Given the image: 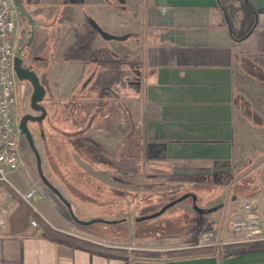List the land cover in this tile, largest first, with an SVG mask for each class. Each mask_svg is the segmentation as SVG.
<instances>
[{"label":"crops","instance_id":"crops-1","mask_svg":"<svg viewBox=\"0 0 264 264\" xmlns=\"http://www.w3.org/2000/svg\"><path fill=\"white\" fill-rule=\"evenodd\" d=\"M227 1L23 0L42 22L30 46L34 70L46 92L53 93L51 99L57 94L65 100L63 108H81H76L77 140L91 146L94 157L99 149L85 137L98 132L100 113L111 116L115 97L110 93L120 84L115 72L127 68L130 82L124 80V89L133 84L135 93L125 94L124 102L134 99L139 104L140 146L138 156L124 155L120 166L139 161L146 192L158 177L178 183L180 193L207 185L209 205L222 206V212L228 198L233 204L247 199L264 222V0H245L249 11L243 0H230V5ZM18 16L19 12V22ZM89 18L124 38H103ZM245 22L253 24L249 34L234 39L232 26L241 30ZM18 40L19 30L17 47ZM43 73L49 78L42 79ZM19 85L22 100L31 86L26 81ZM61 119V132L70 133L67 110ZM111 135L106 141L113 146L108 150L117 152L115 134ZM22 140L21 166L0 172V264H264V242L252 246L231 231L215 254L164 258L135 256L132 251L187 249L196 237L189 232L150 236L139 243L142 247L114 242L111 247L128 253L111 255L51 235L45 224L95 242L75 231L56 194L42 181L30 144ZM153 164L161 168L160 176L151 172ZM42 167L55 186L43 160ZM186 202H180L181 211L190 215ZM219 211L201 213L202 222L219 220ZM129 228L132 236L136 227Z\"/></svg>","mask_w":264,"mask_h":264},{"label":"rangeland","instance_id":"rangeland-1","mask_svg":"<svg viewBox=\"0 0 264 264\" xmlns=\"http://www.w3.org/2000/svg\"><path fill=\"white\" fill-rule=\"evenodd\" d=\"M226 4L230 5V0H228ZM18 19V44L21 45L28 39V33L31 27L27 19L22 17L20 14L18 16ZM56 59L59 60L60 57L57 56ZM25 60V62L27 63H34V52L32 50V47L28 48L27 57ZM128 63L134 65L132 61H128ZM115 74L116 79H119L118 81L120 82V84H118L116 88H112V91L110 93V95H113L115 97V103L114 105H112V107H110V109L112 108V112H110L111 116L109 118L107 117V110L104 111L106 112L105 114L100 113V119L98 121V132H96L94 136L90 135L88 137H85L90 145H96V149L98 147V157H94L95 152L90 149L91 146H85L81 142H79V140L77 144V142H75L76 139L74 136L69 135V137H66L61 132L59 127L64 123V120L61 118L63 117V115H65L67 110L68 114H70L72 118V123L70 122L69 124V127L72 130L71 133H76L78 127V120H76V117L79 116L77 115L76 108H78V111L81 108L77 107V104H73L72 106L69 105L67 109L63 108L65 100L57 94L55 95V100L51 99L50 96L53 95V93H51V90L46 92V95L42 101L43 105H46V107L49 109L50 118H47L45 120L42 127H39L35 122H29V127L33 134L34 143L39 149L50 179L55 178L52 180V182L61 190L67 200L71 202L75 214L79 218L91 219L95 217H103L107 219H125L124 221H121L117 224L97 222L90 225H81L75 222L71 218V216L69 217L70 213L67 206L57 195H55L57 202L60 203L61 207L65 210L67 217L75 226V231L83 236L94 239L95 243L101 245L113 246V244L115 243H120L122 245L130 243L134 247H142L139 243L142 240H145L147 237H138L137 235H141V233H137L136 228L132 233V236H130L129 226L131 225L137 227V222H139L136 221L137 217H141L143 215L158 211L163 205L184 193H180L177 191L180 186L178 183H172L169 180L166 181V179H164L163 177L152 179V189L148 188V192H146L144 185H141L140 183L141 172L139 171V161L134 160L130 167L120 166V161H122L124 155L130 156L132 154L133 156H138L139 154L138 149L140 146V138L138 131L140 126V114L138 107L139 104L135 103L134 99L131 101V103L128 101V99L126 100V102H124L125 94L132 93L134 95L135 93L133 90V84L130 90L129 88L124 89V85L126 84H124V80H128L130 82L129 70L127 68L124 71H120L118 69L116 70ZM49 76L48 74L46 75L43 73L42 79L46 80L47 78H49ZM20 82L23 83V81L21 80ZM127 85L129 84L127 83ZM19 90H21L20 85ZM30 93L31 88H29L28 92L25 94L26 104L21 106V108L19 105L18 113H22V111L28 110L27 103L30 98ZM74 94H76V90ZM50 100L52 102H50ZM79 122V125L81 126V121ZM111 134H115V144L118 148L117 152H114L113 149L108 150L109 147L112 148L113 146H108L106 141L108 137H113V135ZM22 139H25V137L21 134L20 142H23ZM25 143L28 146L29 142L27 139L25 140ZM127 145L128 148H125ZM77 148L79 153H76L75 151ZM124 148L125 150H123ZM97 158L102 161H111L115 163L116 166H98L99 164L97 163V161H94L97 160ZM160 169L161 168H158L155 164H153L150 170L153 174L157 173L160 176ZM55 175L58 178H56ZM205 186L206 187H195L193 189L197 194V204L200 207H204L207 209L213 206H218L215 211H219V208L221 209L222 206H219L217 204L212 206L209 205L208 196L210 192L208 191L207 185ZM149 192L152 194H149ZM184 201H187L186 204L188 203V205H190L189 207H191V209L189 210L190 215L181 211V204L179 202L174 206L168 208L158 217L147 219L145 225L153 223H162L164 225L162 226L164 233H161L160 231L159 234L154 233L155 235L151 237H163L166 235L181 236L189 232L193 235V238L196 237L194 244V246H196L198 238L202 232L214 229L215 231L219 232L220 240L222 243H224V240H226L224 239V234L227 233V231H231L232 233H234L236 235L235 237L239 238V241L245 240L244 235L242 233L234 232L231 226L233 217V215L231 216V212L237 210V205L239 203L236 202L235 204H233L232 200L228 198L225 201L226 209H223V211L225 210V212H222V209L221 211H219V213H221V217L219 218V220L212 221L211 223H206L202 222L200 216L201 213L192 208V198L189 197ZM212 203L218 202L216 200ZM192 212H194V216H191ZM178 221L181 222V224H183L185 228H187L186 232H178L180 226H175ZM262 241L264 242V228L260 239L248 242L252 244V246H260L258 245V243ZM220 246L216 247L220 248ZM134 251L139 250H133V252ZM170 251L172 250H149L151 254L144 257L164 258L168 257V252ZM133 252L132 254L134 255Z\"/></svg>","mask_w":264,"mask_h":264},{"label":"built area","instance_id":"built-area-1","mask_svg":"<svg viewBox=\"0 0 264 264\" xmlns=\"http://www.w3.org/2000/svg\"><path fill=\"white\" fill-rule=\"evenodd\" d=\"M17 6L14 0H0V172L16 170L22 164L21 130L18 121L19 78L14 68L17 51ZM33 194L27 193V197ZM237 210L231 212L232 230L242 233L246 242L256 241L263 233V221L255 204L245 199L238 202ZM230 216V218H231ZM33 225H38L32 219ZM219 232L214 229L202 232L196 246H220Z\"/></svg>","mask_w":264,"mask_h":264},{"label":"water","instance_id":"water-1","mask_svg":"<svg viewBox=\"0 0 264 264\" xmlns=\"http://www.w3.org/2000/svg\"><path fill=\"white\" fill-rule=\"evenodd\" d=\"M16 6H17V10L19 12V14L26 18L29 25L31 26L30 32H29V39L27 42V46H30L34 35H35V28L38 25H41L42 22L35 19V17L32 15L30 9L24 4L23 0H14ZM226 15V14H225ZM227 17V15H226ZM89 22L91 23V25L100 33V35L105 38V39H123L124 37L122 36H117L114 34H111L107 31H105L104 29L101 28V26L92 18L88 19ZM227 22L229 25V29L231 30V24L230 21L227 17ZM14 68H15V72L17 77L19 78V80L21 81H28L30 82V84L33 87V92L31 95V108L33 110L36 111H41V114L39 115H33L30 113H26L24 114L19 122V127L21 130V133L25 135V137L27 138L32 150L35 153L36 156V160H37V169H38V173L42 179V181L65 203V205L67 206L70 216L71 218L81 224V225H90L92 223H106V224H117L121 221H124L125 219H107V218H103V217H95V218H91V219H81L79 218L76 214L75 211L73 209V206L71 204V202L69 200H67L65 198V196L61 193V191L55 187L50 181L49 179L46 177L44 171H43V167H42V159H41V155L34 143L33 140V134L31 132V129L29 127V123L28 121H37V122H41L45 116H46V108L45 106L41 103L46 95V89L43 86V84L40 82V79L38 77V75L36 74V72L33 69H30L29 67L25 66L24 63V57H23V53H22V48H18L16 51V57L14 60ZM191 197L192 198V203H193V208L200 213H205V212H213L215 211L218 206H213L210 208H204V207H200L197 204V194H195L194 192H186L182 195H180L179 197L169 201L168 203H166L165 205H163L161 207V209H159L158 211H155L153 213L147 214V215H143L141 217H137L136 221H142V220H147V219H151V218H155L159 215H161L162 213H164L168 208L174 206L175 204L187 199Z\"/></svg>","mask_w":264,"mask_h":264},{"label":"trees","instance_id":"trees-1","mask_svg":"<svg viewBox=\"0 0 264 264\" xmlns=\"http://www.w3.org/2000/svg\"><path fill=\"white\" fill-rule=\"evenodd\" d=\"M243 6H244L245 10L249 11L250 5L247 4L245 2V0H243ZM226 11H227V14L230 18L231 24H232L230 12H228L227 9H226ZM252 26H253V24H251V23H250V25L247 26L246 22L244 23V28L241 30H236L232 26L233 38L234 39L245 38L249 34ZM64 135L66 137H69V135L74 136L76 139L75 142H77V144H78V140H77L78 135L76 133L70 132V133L64 134ZM75 151H76V153H79L78 148ZM69 217H70V215H69ZM146 222H147V220L137 222L138 226L136 227V232L141 233V235H139V234L137 235L138 237H145V238L150 237V236L155 235L156 233L159 234L160 231H161V233H164L163 232L164 230L162 227L164 225L162 223H157V224L153 223V224L145 225ZM177 225L180 226L179 229H181V230L178 229V232L179 231H185V232L187 231L186 230L187 228H185L184 225L181 224V222L178 221L175 226H177ZM45 228H46L47 232L50 233L51 235L56 236V237L61 238V239H64L68 242L81 245L83 247H87V248L94 249V250H99L101 252L111 254V255H122V254L128 253L127 249H124L121 247H111V246L97 244L95 242H92V241H89V240H86L83 238L75 237V236L67 234V233H62V232L53 230V229H51V227H49L46 224H45ZM248 246L249 245H245V247H248ZM217 252H219V248L216 246H193V247L187 248V249L172 250V251L168 252V257H179V256H188V255H207V254H215ZM133 253L135 256H141V255L148 256L151 254V252H149V251H134Z\"/></svg>","mask_w":264,"mask_h":264},{"label":"flooded vegetation","instance_id":"flooded-vegetation-1","mask_svg":"<svg viewBox=\"0 0 264 264\" xmlns=\"http://www.w3.org/2000/svg\"><path fill=\"white\" fill-rule=\"evenodd\" d=\"M31 27V26H30ZM29 32H30V30H29ZM29 34V33H28ZM28 39H29V35H28ZM28 39L26 40V41H24L21 45H18V47H17V49L18 48H22V53H23V57H24V63H25V66L26 67H29L30 69H33L34 70V66H35V63H33V62H31V63H27V62H25L26 60V57H27V50H28V48L31 46H27V42H28ZM35 71V70H34ZM27 83H29L30 84V82H28V81H26ZM30 86H31V93H30V98H29V100H28V103H27V107H28V110H26V111H22V113H18V116H19V118H18V121L20 122V119H21V117L24 115V114H26V113H30V114H33V115H39V114H41V111H36V110H33L32 108H31V95H32V92H33V87H32V85L30 84ZM42 103V102H41ZM26 104V100L25 99H22V100H20V103H19V105H20V108H21V106H23V105H25ZM43 104V103H42ZM45 106V108H46V116H45V118L41 121V122H37V121H28V123L29 122H35V123H37V125L39 126V127H42L43 126V124H44V122H45V120L47 119V118H49V115H50V112H49V109L46 107V105H44ZM43 134V133H42ZM24 137H25V135L24 134H22ZM25 139H27L26 137H25Z\"/></svg>","mask_w":264,"mask_h":264}]
</instances>
